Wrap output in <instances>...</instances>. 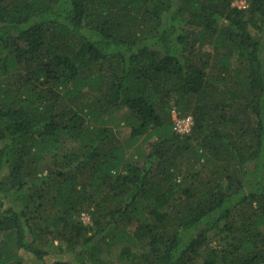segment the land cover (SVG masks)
<instances>
[{"label": "trees", "instance_id": "trees-1", "mask_svg": "<svg viewBox=\"0 0 264 264\" xmlns=\"http://www.w3.org/2000/svg\"><path fill=\"white\" fill-rule=\"evenodd\" d=\"M237 1L0 0V264H264V0Z\"/></svg>", "mask_w": 264, "mask_h": 264}, {"label": "rangeland", "instance_id": "rangeland-1", "mask_svg": "<svg viewBox=\"0 0 264 264\" xmlns=\"http://www.w3.org/2000/svg\"><path fill=\"white\" fill-rule=\"evenodd\" d=\"M235 5H242V3L240 2V0H238L237 2H235ZM93 99L94 98H92L91 101ZM125 113H126L125 110L118 111V112H113V113H107V114L104 115V118H103L104 120H106L105 123L107 125L113 127L114 132L116 133V135H119V136H122V137L128 135V133L130 131L129 126L126 125L125 120L123 119L124 118L123 115ZM176 114L177 113H173L172 114V119H173V115H176ZM179 115L181 116V117L179 116L180 118L190 116L193 119V116L191 115V113L190 114H179ZM173 121H175V120H173ZM190 129L188 131H190ZM143 143L144 142H141L138 145H136L135 147H133L132 149H130L128 152H126V155L131 157L133 154H137L138 152L139 153H142V151L144 152L145 151V147L147 148V141L144 144ZM83 217H84L83 219H84V221L86 223L90 222V218H89V216L87 214H84ZM56 245H57V242H55L54 245H52V246L51 245L47 246V248L50 250V253H51L46 258L47 259V263H50L52 261V259H54V258L61 257L62 255H64L62 253H59L58 250L55 251V246ZM65 256H67V255H65ZM31 258H33V256H30V260H28V262H26L27 264H34V263H32ZM113 258L114 257H112V260H113Z\"/></svg>", "mask_w": 264, "mask_h": 264}, {"label": "built area", "instance_id": "built-area-1", "mask_svg": "<svg viewBox=\"0 0 264 264\" xmlns=\"http://www.w3.org/2000/svg\"><path fill=\"white\" fill-rule=\"evenodd\" d=\"M240 2L242 3V5H239V7H245V0H240ZM174 123H175V128L177 130L178 129L180 130V131L178 130L179 132H181V131L187 132L191 128L193 121H192V118L190 116L182 117V118L176 116Z\"/></svg>", "mask_w": 264, "mask_h": 264}]
</instances>
